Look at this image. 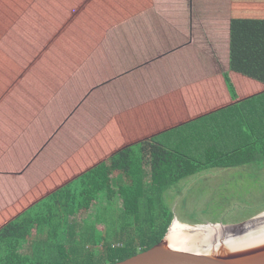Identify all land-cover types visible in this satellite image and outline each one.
Masks as SVG:
<instances>
[{"label":"crops","instance_id":"0c3cea01","mask_svg":"<svg viewBox=\"0 0 264 264\" xmlns=\"http://www.w3.org/2000/svg\"><path fill=\"white\" fill-rule=\"evenodd\" d=\"M108 1L70 0L71 5H57L58 12L49 11L54 18L52 21L45 22L41 18L38 21L36 17L29 16L26 20L29 27H18L16 33L11 27H2L6 33L0 36V79L3 78L2 81L0 80V107L8 102L5 100L1 103L4 96L6 94L9 96V91H15L18 88L19 99L25 106L23 112L31 113L33 118L30 123L37 120L32 123L34 136L40 139V135H43V138L32 148L24 165L13 171H6V169L1 171L0 169V227L49 192L115 155L126 146L134 145L136 149H139L141 141L189 123H192L188 129L190 133L192 134V129L193 133H198L199 127L193 121L204 116L209 120L205 124L206 133L211 132L214 127L225 128L228 142L248 141L251 133L260 135L264 132V61L262 63L249 62V58L241 57L236 60V63L242 71H245V74L235 72L233 70L235 62H229V54L226 52L224 56L217 55L218 50L214 47L213 41L219 37L221 27H183L180 30L174 27H161L162 30L157 38L148 33L146 35L139 33L143 38L140 41L138 35L136 41L133 31L130 33L127 31L130 27L116 29L114 35L113 31L117 27H110L109 35L107 34L103 40V44H108L110 48L106 51L116 53L113 50L122 47L126 49L128 45L130 47V56L126 59L128 65L118 70L116 65L112 64L110 67L114 73L116 71V74L124 75L134 74L141 69L148 71L151 64L159 63L163 72L157 77L160 88H152V94L149 93V89H145L146 95L142 107L137 110L132 107L127 109L129 117L127 124L118 121L116 114L103 115L106 122L97 120V117L92 114L91 120L99 122L94 126H89L84 125L87 121H79L81 124L75 138H66L65 133L71 130V124H76L74 121L76 115L85 110V107L78 108V106L83 104L97 88V77L89 78L84 87H79L81 91L77 97L74 96L75 101H79L62 111L55 126L51 127L49 132L40 134L38 124L40 120L46 118L50 110L51 112L54 110L52 109L53 99L65 90L69 89L71 92V88L75 86L72 82L85 80L84 78L91 71V65L97 64V57L90 61V57H86L84 53L86 49L89 54L92 53L91 45L98 42L94 38L97 29L87 27L89 17L86 19L83 14L86 10L89 13L91 9L97 10V7H102ZM157 6L160 10L173 9L177 14L185 16L223 14L227 13L231 7L232 15L235 17L226 23L227 27H222V36L225 38L228 52L232 19H264V0H158ZM176 6L177 8L181 6L182 11L177 10ZM65 7L68 8L64 10ZM60 14L63 15L61 19L57 17ZM204 29H206L209 40L203 36V45L200 44L199 48L193 49L197 47L200 35H203L198 31H204ZM10 30L16 36L10 34ZM39 31L40 34H38ZM43 31L50 33L42 37ZM23 33L24 37L20 35ZM126 33L129 41L122 42L121 37ZM65 34L67 36L63 38ZM11 38H13L15 47L19 39L22 45L14 53L15 55H3L2 50L8 47ZM161 38L164 39L163 43L160 41ZM4 42L7 43L4 44ZM208 43H210V48ZM166 51L168 53L164 54ZM196 51H198L196 55L191 54ZM101 55L103 54L99 52V56ZM111 58L117 59L118 57ZM85 60L91 65L80 68ZM43 63L49 64L52 68L53 66L57 69L62 67L61 74L54 77L52 73H46L36 77L34 73H38V69L44 67ZM14 66L15 71L12 70ZM259 70H262L261 74L258 73ZM116 74H112L110 79L113 80ZM147 74L146 79H150V71ZM224 74L228 75L234 87L235 97L231 96L226 86ZM253 74H256L258 78L250 76ZM102 85L103 83L98 87ZM149 100L152 102L147 103ZM78 103L80 104L76 106L75 104ZM21 107L22 105L14 106V110L11 107L9 109L20 112ZM228 107L227 121L229 124L225 123L219 115L221 113L219 110ZM137 116L141 118L140 122ZM27 131L25 126L21 131L18 129L11 134L13 140L9 145L0 149L1 153L12 152L17 142L28 134ZM166 136H172L173 144L178 142L175 133L172 135L168 133ZM166 136L162 138L163 141L167 138ZM70 142L74 143V148L71 150L69 149ZM57 144L66 146L56 147ZM41 162L45 165L43 166ZM32 166L36 167L30 170ZM4 175H10L13 179L12 183L7 186L1 180ZM120 206L121 204L118 207ZM116 214H119V210ZM100 229L104 227L100 226Z\"/></svg>","mask_w":264,"mask_h":264},{"label":"trees","instance_id":"16d2710c","mask_svg":"<svg viewBox=\"0 0 264 264\" xmlns=\"http://www.w3.org/2000/svg\"><path fill=\"white\" fill-rule=\"evenodd\" d=\"M230 51L235 68L244 74L236 60L246 57L249 62L262 63L264 19H232ZM224 79L235 97L228 75L224 74ZM219 112L228 123L229 107ZM193 122L198 133L193 129L190 133L189 123L141 141L146 150L126 146L7 221L0 227V264L121 262L164 237L174 217L165 197L181 180L214 168L264 164V132L251 133L248 141L228 142L225 128L214 127L206 133V116ZM168 133L177 135L176 144ZM113 198L121 204L119 214L108 217L102 208ZM94 208L96 214L92 215ZM108 218L109 224L105 222Z\"/></svg>","mask_w":264,"mask_h":264},{"label":"rangeland","instance_id":"374dc122","mask_svg":"<svg viewBox=\"0 0 264 264\" xmlns=\"http://www.w3.org/2000/svg\"><path fill=\"white\" fill-rule=\"evenodd\" d=\"M60 4L66 6L71 5V2L70 0H0V36L6 33V30L2 27H11L15 33L18 27H29V23L26 22L29 16L36 17L38 21L39 18L45 22L52 21L54 18L49 14V11L55 10L58 12L59 9L57 5ZM157 4L158 0H109L102 7H97V10L91 9L90 13L87 10L84 12L83 15L85 18L87 19L89 17L87 27H93L95 30L97 29V34L94 38L97 39L98 42L91 45L92 53L89 54L88 49H86L84 53L86 57H90V61L94 57H97V64L91 65L89 62H86V60L83 62L80 68L82 66L85 68L91 65L90 73L86 75V78H84L85 80H74L72 83L75 84V86L71 88V92L69 89L67 91L65 90L62 94L57 95V98L53 99L52 105L54 106L52 109L54 110L52 112L50 110L46 118L40 120L41 122H39L38 119V132L40 134L42 132H49L50 128L55 126L62 111L79 101H75L74 96L76 95L77 97L78 93L81 91L79 87H84L89 78L97 77V88L93 90L90 97H88L83 104H75L76 106L80 104L78 108L82 106L85 107V110L76 115L74 119L76 124H71V130L65 133L66 138H75L81 124H79V121L85 120L87 122L84 125L94 126V124L99 121L106 122V118H104L103 115L107 113L116 114L115 117L118 121L127 124L129 121L127 109L132 107L134 110H137L142 107L145 101V89H149V93L152 94V88H160L157 77L158 74L163 72L159 63L151 64L148 71L147 69H141L134 74L124 75L116 74V71L114 73V70L110 67L112 64H115L118 70L128 65L126 59L130 56V47L128 45L126 49L122 47L113 50L116 51V53L106 51V49L110 48L108 44H103V40L107 37V34L109 35L110 27H117L114 29L113 35L116 33V29L120 30L124 27H130L127 31L129 33L133 31V34L136 36V41L138 39L139 41L143 39L139 33L143 35L148 33L157 38L159 32L162 30L161 27H174L177 30L183 27H221L219 37L213 41L215 49L218 50L215 52L220 56H224L227 52L229 54V62H235V59L231 56L230 44L228 52L225 46V38L222 36V27H227L226 23H228L231 18L235 17L232 15L231 7L227 13L223 14L208 13L207 15L185 16L177 14L173 9L160 10ZM67 8L68 7H65L64 10ZM176 9L182 11L181 6H178V8L176 6ZM21 17L22 20H20ZM57 17L61 19L63 15L60 14ZM46 28L47 27H45V29ZM79 30L80 29H78V31ZM11 31L12 30H10V34L12 33L13 36H16V34ZM49 33V31H43L41 36L44 37L49 35ZM198 33H203V35H200L201 37L199 38L200 40L198 39L197 47L193 49L199 48L198 46L200 44L203 45V36H206L208 39L206 29H204V31H198ZM38 34H40V31ZM59 34L60 32L57 36ZM67 34H65L63 38H65ZM20 35L24 37V33ZM137 35L139 36L138 39ZM121 39L122 42L129 41L128 34L126 33V35H123ZM19 40L15 47L13 38H11L8 47L2 50V54L12 55L16 53L22 45L19 43ZM163 40V38L160 39L161 43L164 42ZM5 43L7 42H4V44ZM208 46L210 48V43H208ZM169 50L170 48L168 51ZM211 50L214 49L211 48ZM198 51L192 52L191 54L196 55ZM99 52L103 55L99 56ZM166 53L168 52L166 51L164 54ZM56 54H58V51H56ZM104 54L110 56H105ZM113 56L118 58H111ZM9 58L11 59V57ZM43 65L44 67L38 69V73H34L36 77H40L46 73H52L55 75L54 77H57L61 74L63 69L62 67L57 69L54 68V66L52 68L46 63H43ZM12 70H16L15 66L12 67ZM233 70L237 73L241 72L235 67H233ZM6 71H8V69H6ZM149 71L151 73V78L146 79ZM112 74H116L113 80L110 79ZM2 79L3 78L0 80L2 81ZM102 83L103 85L98 87ZM144 84H148V86L145 87ZM8 93L9 96L6 94L1 103L5 100L8 102L3 103L0 107V149L10 144L13 140L11 134L15 133L18 129L21 131L26 126L28 134L17 142L16 147L12 152H9V154L7 152L6 154H2L0 151L1 171L5 169L6 171H13L24 165L28 160L27 157L32 148L43 138V135H40L39 139L33 134L34 130L32 123L37 122V120L30 123V120L33 118L31 113L23 112L25 106L19 99V89L17 88V90L9 91ZM151 102L150 100L147 101V103ZM20 105H22L20 112L9 109V107H11L14 110V106L18 107ZM92 114L96 116L99 121H92ZM136 118L140 122L141 118L138 116ZM93 120H95V117H93ZM95 127H97V125ZM65 146L66 145L63 144L56 145V147L62 148ZM73 148L74 143L70 142L69 149L71 150ZM143 149L146 150V147H140V150ZM75 150L76 147L74 151ZM41 164L43 166L45 165L44 162H41ZM35 167L36 166H32L30 170ZM2 177L1 180H3L6 186L13 181L10 175H4ZM246 181L249 183L247 187H245L247 184ZM117 200L118 199L115 198L111 199L105 204V207L102 208L104 214L108 217H110V214L114 215L117 213L119 206ZM115 202H118L116 206ZM165 202L168 207L171 208L174 216L173 218L175 219L174 223L178 226H180L181 223L187 225H205L206 223L215 222L237 223L244 219L256 217L264 218V164L260 167L245 166L229 169H212L200 172L195 176L181 180V182L175 185L174 188L168 192ZM90 212L92 215L96 214L95 208L93 210L91 209ZM105 222L109 224V218L106 219ZM109 226L114 227L111 224Z\"/></svg>","mask_w":264,"mask_h":264},{"label":"water","instance_id":"95a60500","mask_svg":"<svg viewBox=\"0 0 264 264\" xmlns=\"http://www.w3.org/2000/svg\"><path fill=\"white\" fill-rule=\"evenodd\" d=\"M173 225L174 220L164 237L150 249L115 264H264V218L226 224L181 223L175 228ZM245 232H254L257 239H244V244L236 246L226 237Z\"/></svg>","mask_w":264,"mask_h":264},{"label":"bare ground","instance_id":"6f19581e","mask_svg":"<svg viewBox=\"0 0 264 264\" xmlns=\"http://www.w3.org/2000/svg\"><path fill=\"white\" fill-rule=\"evenodd\" d=\"M173 226L175 228L178 225L174 223ZM256 235L257 234H255L254 232H248V233L245 232V233H240V234L239 233H236V234H233V235H228L226 237H229V238H231L233 240V243H232L233 245L240 246V245H242V244L245 243L244 241H242L244 239H250V238L257 239Z\"/></svg>","mask_w":264,"mask_h":264},{"label":"flooded vegetation","instance_id":"af4514ba","mask_svg":"<svg viewBox=\"0 0 264 264\" xmlns=\"http://www.w3.org/2000/svg\"><path fill=\"white\" fill-rule=\"evenodd\" d=\"M249 219H251V218L244 219V220H242V221H246V220H249ZM242 221H238L237 223L242 222ZM225 224H226V223H225Z\"/></svg>","mask_w":264,"mask_h":264}]
</instances>
